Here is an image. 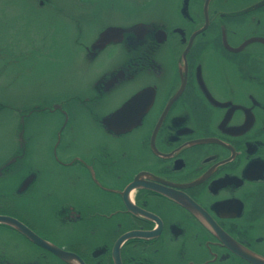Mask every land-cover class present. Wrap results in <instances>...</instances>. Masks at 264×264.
Here are the masks:
<instances>
[{
  "label": "flooded vegetation",
  "instance_id": "obj_1",
  "mask_svg": "<svg viewBox=\"0 0 264 264\" xmlns=\"http://www.w3.org/2000/svg\"><path fill=\"white\" fill-rule=\"evenodd\" d=\"M34 1L40 9L50 5L57 7L58 13H69L57 0ZM200 2L181 0L176 11L178 20L172 16L173 22L163 17L157 24L120 23L132 31L124 34L120 42L112 40L102 52H94L103 53L118 45L128 48V56L118 65L102 68L88 81L90 93L81 96L85 98L81 114L63 107L67 109H63V125L55 137L52 133L48 139L46 151L58 165L57 170L79 165L82 186L92 191L85 196L84 204L91 212L79 211L75 205L64 212L67 221L78 220L85 226L82 240L63 249L78 254L85 264H115V243L134 230L154 233L125 240L120 249L121 264H253L232 252L217 229L264 256V0H202L199 7ZM233 10L237 13L230 14ZM252 24V32H246ZM20 29L0 28V57L13 58L23 65L26 76H32L34 61L42 56L39 48L47 40L31 38L30 32ZM42 29L38 27V31ZM45 30L52 36V28ZM160 30L165 31L160 35L161 41L157 38ZM16 31L20 39L4 37ZM253 38L257 40L248 43ZM245 43L248 44L242 47ZM141 48L146 49L142 52ZM161 51L168 52L163 60L158 59ZM154 52L158 53L157 60L154 57L148 63L138 62ZM140 71L154 74L159 81L127 95L115 107L109 105L110 109L96 120L111 137L96 135L93 124H87L89 119L97 116L111 96L132 82ZM143 89L148 94L139 105L151 99L152 103L139 124L122 133L104 124L106 116ZM33 111L40 110L36 107ZM77 126L82 127L83 136L75 135ZM35 132L30 122L19 121L15 151H29L30 143H37ZM19 159H25L22 153L0 164L3 173L10 172ZM18 169L13 168L10 174ZM38 174L32 171L15 196L20 197L30 188L33 193L41 183ZM62 174L67 187L71 176L65 170ZM139 176L141 185L153 182L154 187L160 186V191L142 186L132 192V199L151 214L148 216L129 211L122 195ZM28 180L31 182L26 185ZM102 191L107 193L108 201L100 211L97 207L101 205ZM173 191L201 206L210 221L171 197ZM0 204V214L14 216L34 230L24 219L5 212L12 206L9 202ZM95 218L103 219L99 230L89 227ZM3 226L9 230L0 239V264H68L22 232ZM91 240L92 247L86 245ZM19 241L33 253L14 245ZM33 246L41 250L40 255H36ZM48 255L56 259L53 261Z\"/></svg>",
  "mask_w": 264,
  "mask_h": 264
},
{
  "label": "rangeland",
  "instance_id": "obj_2",
  "mask_svg": "<svg viewBox=\"0 0 264 264\" xmlns=\"http://www.w3.org/2000/svg\"><path fill=\"white\" fill-rule=\"evenodd\" d=\"M179 3L181 0H57V4L64 5L68 9L67 14L58 13L57 7L50 5L40 9L39 4L34 0H0V28L6 26L16 30L24 28L26 33L30 32L33 35L31 38L47 40L45 45L39 48L42 56H38L34 61L35 72L32 76H26L23 73V65L13 61V58L0 57V164L10 162L17 153H22V157L25 158L12 164L11 171L13 168H19V171L12 174H10L11 171L8 173L6 171L0 176V184L3 186L0 190V202L7 204L9 202L12 205L5 212L24 219L41 236L63 248L72 247L82 240L81 230L85 225L78 220L67 221L64 212L72 205H75L79 211L89 212L90 207H84L85 196L90 195L92 191L84 190L82 186L84 179L79 165L73 169L63 167L69 177L71 176L69 184L65 187L63 170L58 171V165L47 154L48 139L52 133L55 137L58 129H61L64 119L63 109L69 108L76 115L81 114L80 109L85 107L83 99L90 93L88 86L91 82L88 81L96 77L97 72L102 68L113 67L116 63L118 65L124 62L125 55L128 56V48L117 45L107 48L96 60L89 57L94 52L87 44L99 35L102 26L106 27L112 21L119 25L123 22L133 24L140 21L157 24L163 21L161 20L163 17L173 22L172 16L178 20L176 11H178V5L180 6ZM202 5L201 0L198 6L202 7ZM234 13H237V10H233L230 14ZM166 26L170 28L171 25L166 23ZM38 27L52 28V36L49 30L38 31ZM120 28L124 33L128 32L124 27ZM252 29L253 24L252 28H247L246 32L250 33ZM167 31L171 32L170 29ZM18 33L19 31L12 35L8 33L4 37L18 40L20 39ZM244 35L247 36L246 33ZM145 49L141 48L142 52ZM156 54L158 53L149 54L150 59L147 58L148 55L143 58L148 63ZM167 54L168 52L161 51L158 59L163 60ZM155 59L157 60V57ZM138 68L144 70L140 66ZM152 79L153 81H150ZM155 80L159 81L154 74L140 71L132 82L111 96L107 104L100 108L101 111L98 110L97 116L85 122L93 124V132L96 135L99 134L104 139L110 138L111 135L99 125L96 119H99L102 112L110 109L109 105L115 107L127 95L135 93L149 83L152 84ZM36 107L40 110L39 112L33 111ZM52 108L54 110L50 111ZM24 119L35 128L33 138L37 140V143H30L29 151L28 148L26 152L19 149L15 151L13 143L16 136L18 138L16 125ZM84 134L82 127L75 128V135L80 137ZM26 140L28 141L27 136ZM108 144L109 142L105 143V145ZM32 171L39 172L40 185L33 193L30 188L25 192L26 194L16 197L14 192L21 188L23 180L30 176ZM102 192L101 205L97 207L100 211V207L108 201L105 196L107 193ZM39 199L42 202H38ZM1 207L0 204V210ZM102 220V218L93 219V222L89 224L90 229L99 230ZM8 230V227L0 225V239ZM89 236L85 235V238ZM14 245L33 253L32 249L22 241ZM86 245L92 247L93 240L87 241ZM33 248L36 255L41 254L37 246ZM48 258L54 261L56 256L48 255ZM42 262L41 259L40 263Z\"/></svg>",
  "mask_w": 264,
  "mask_h": 264
},
{
  "label": "water",
  "instance_id": "obj_3",
  "mask_svg": "<svg viewBox=\"0 0 264 264\" xmlns=\"http://www.w3.org/2000/svg\"><path fill=\"white\" fill-rule=\"evenodd\" d=\"M122 26H109L106 29H104L100 35L97 37L96 41L90 44L89 47H91V50L94 52L95 50L99 49L102 52V49L105 46H108L112 40H117V42H120L124 36L123 30L120 28ZM125 28V27H124ZM129 31H132V28H125ZM161 33H165V31L160 30L158 32V40L161 41ZM257 39L253 38L248 41V43L256 41ZM116 43V42H115ZM113 43V44H115ZM245 43L242 47H244ZM241 49V48H239ZM186 53V52H185ZM100 53H93L89 57L91 59H96V57ZM143 58V57H142ZM141 58V59H142ZM137 60V58H135ZM139 58V60H141ZM149 59V58H148ZM147 89H143L136 93L133 98L129 99L124 106L117 109L113 113L109 114L103 119L104 124H107L110 129L117 131L119 133L126 132L136 126L140 123L142 117L150 107L152 103V99L149 102H146L144 105H139V101L145 99L147 97ZM127 122V124H125ZM119 125L118 130H116V126ZM3 168H0V176L3 173ZM141 176L137 177L132 183H130L127 188L122 192L124 201L126 203V207L129 211L137 214V215H143L148 216L151 215L150 213L146 212L144 209L138 207L135 203V201L132 199V192L137 187H149L154 188L158 191H160V186L157 185L154 187V183L151 182V184L146 186V183L141 185L142 179ZM31 180H28L26 182V185H29ZM152 186V187H150ZM174 199H176L178 202H180L184 207L187 209H190L192 212L196 214H200L203 216L206 220H209L208 213L197 203H195L192 199L189 197H186L185 195L181 194L179 191H173V194L170 195ZM0 224L9 225L11 227H14L16 230L22 232L25 236H27L30 240H32L37 245L51 251L54 253L58 258H60L62 261L67 262L68 264H85L84 261L80 258V256L76 253H73L71 251L65 250L61 248L59 245L55 244L54 242H51L42 236L38 235L34 230H32L30 227H28L25 223L20 221L19 219L10 216V215H2L0 214ZM212 224V223H211ZM219 235L221 238L225 241L226 246L229 247L232 252L236 253L237 255L249 260L253 264H264V257L260 256L258 254H255L251 250L245 248L243 245H241L238 241H236L234 238L230 237L229 235L225 234L222 229H217ZM154 232H142L139 230L130 231L126 234H124L122 237L119 238V240L115 243L113 256L115 260V264H121V258H120V249L122 244L125 242V240L130 239L132 237H150L153 235Z\"/></svg>",
  "mask_w": 264,
  "mask_h": 264
}]
</instances>
